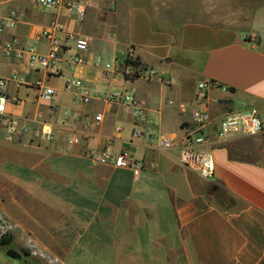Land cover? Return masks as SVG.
<instances>
[{
  "label": "crops",
  "instance_id": "1",
  "mask_svg": "<svg viewBox=\"0 0 264 264\" xmlns=\"http://www.w3.org/2000/svg\"><path fill=\"white\" fill-rule=\"evenodd\" d=\"M62 1L86 4L83 19L63 8L44 10L35 0H0V78L17 74L20 80L6 86L5 112L20 125L53 134L50 143L26 137L7 143L0 130V213L62 264H264V134L208 146L214 160L208 181L181 163L179 144L199 81L225 88L208 93L214 119L242 102L264 117V19L229 17L219 24L176 17L172 0ZM12 15L16 24L9 29ZM43 31L89 39L83 63L69 68L73 48L56 71H34L25 58L3 54V44L13 39L46 53ZM128 56L139 63L129 73ZM97 57L115 61L117 71L96 66ZM138 69L153 75L139 76ZM71 80L92 94H134L157 125L104 100L82 103ZM37 82L54 89L51 104L39 98ZM95 114L100 124L94 125ZM147 126L176 137L172 147L158 149L132 135ZM70 135L84 144H69ZM108 143L142 168H113L86 157ZM221 191L232 207H220ZM12 243L19 248L0 247V264H45L22 254L20 234ZM8 249L22 259H3Z\"/></svg>",
  "mask_w": 264,
  "mask_h": 264
},
{
  "label": "built area",
  "instance_id": "2",
  "mask_svg": "<svg viewBox=\"0 0 264 264\" xmlns=\"http://www.w3.org/2000/svg\"><path fill=\"white\" fill-rule=\"evenodd\" d=\"M37 5L44 10H57L63 8L68 15L82 20L86 12V4L78 2H64L62 0H35ZM16 24L15 16H11L6 27L11 29ZM42 39L47 40L49 44L46 53H39L32 46L22 47L16 40H11L3 44V54L6 57L12 56L15 60L20 61L23 58L27 61L29 69L34 71L39 70H57L61 55L66 50L73 48L75 52L69 55L66 62L70 69L83 63L82 54L88 51L90 40L84 37L74 36L69 34L65 38L60 39L55 37L49 31H43L40 34ZM128 59L134 60L131 56ZM103 65L105 71H117L118 65L113 63H104V59L97 57L95 65ZM127 66V72L133 68ZM153 72L140 71L139 76L150 77ZM9 83L20 84L17 74H11L7 78H0V130L4 131L3 141L11 142L14 139L28 138L29 141H41L50 143L53 140L52 131L47 127L38 129H29L26 125H20L19 121L10 117L5 112V107L9 98L6 96L5 89ZM69 84L74 85L79 89V98L82 103H88L91 100H97L118 105L121 110L131 112L136 121L150 124L152 127L157 125L156 121L149 122L147 111L132 93L129 92H103L92 94L90 89L81 81L71 80ZM36 86L39 90V98L41 101L49 105L55 98V91L48 86H42L37 82ZM211 89L224 90L225 88L213 81L197 82L193 94V102L195 107L188 115V123L185 135L179 140L181 148L182 164L190 166L202 180H210L214 173V160L208 146L212 144H223L231 138L235 137H250L258 134H264V117L258 115L256 111L248 104L242 102L237 106L230 108L220 117L214 119L207 109L208 93ZM17 102L16 98L12 99ZM171 104V103H170ZM50 113H53L52 111ZM102 122L101 114L93 116L94 125ZM132 135L136 138L145 136L158 149L171 148L176 137L171 133L159 132L151 129L149 126L143 131H134ZM67 142L72 145L84 144L83 140L77 136H68ZM86 157L93 160L97 164L107 165L113 168H125L130 170H140L142 164L130 158L125 151H116L112 143L106 144L100 149H90L86 153ZM19 226L8 219L4 214L0 213V240L17 231ZM21 230V229H20ZM20 241L23 244L24 251L30 257L38 258L45 264H62L57 258L48 255L41 250L36 242L26 233L21 230Z\"/></svg>",
  "mask_w": 264,
  "mask_h": 264
},
{
  "label": "rangeland",
  "instance_id": "3",
  "mask_svg": "<svg viewBox=\"0 0 264 264\" xmlns=\"http://www.w3.org/2000/svg\"><path fill=\"white\" fill-rule=\"evenodd\" d=\"M169 4L172 8V16L177 17L182 14V17L184 16L186 19L191 20L216 21L219 24H224L228 22L229 17H238L241 21H249L253 18L264 19V0H172ZM136 71L140 73V71L144 70L138 69ZM132 73L135 74L134 71ZM218 203L222 209L232 207L235 204V202L222 191L219 194ZM16 233L20 234L21 230L18 229L11 235L12 241ZM20 244L23 248L22 242ZM8 247L17 249L18 245L17 243H12ZM8 247H1V249H6ZM2 256L3 259H8L5 255Z\"/></svg>",
  "mask_w": 264,
  "mask_h": 264
},
{
  "label": "trees",
  "instance_id": "4",
  "mask_svg": "<svg viewBox=\"0 0 264 264\" xmlns=\"http://www.w3.org/2000/svg\"><path fill=\"white\" fill-rule=\"evenodd\" d=\"M126 65H130L132 67H137L139 66V63L136 59L130 60L128 57L125 59ZM11 237H6L0 240V247H8L11 244ZM24 256H28L29 254L26 253L25 251L22 252Z\"/></svg>",
  "mask_w": 264,
  "mask_h": 264
},
{
  "label": "water",
  "instance_id": "5",
  "mask_svg": "<svg viewBox=\"0 0 264 264\" xmlns=\"http://www.w3.org/2000/svg\"><path fill=\"white\" fill-rule=\"evenodd\" d=\"M6 257L11 260H20L22 259V254L14 249H8L6 251Z\"/></svg>",
  "mask_w": 264,
  "mask_h": 264
}]
</instances>
